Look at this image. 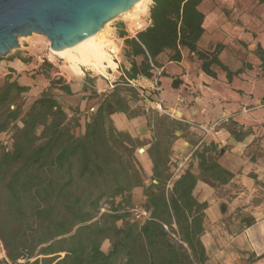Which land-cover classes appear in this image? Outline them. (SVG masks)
<instances>
[{"label": "trees", "instance_id": "16d2710c", "mask_svg": "<svg viewBox=\"0 0 264 264\" xmlns=\"http://www.w3.org/2000/svg\"><path fill=\"white\" fill-rule=\"evenodd\" d=\"M202 1L152 0L150 24L123 39L125 53L140 55V61L132 58L120 82L94 93L96 107L83 132L75 131L79 110L52 91L73 95L71 82L47 76L48 86L25 106L29 86L9 74L0 79V135L10 132L9 143L0 139V241L5 254L0 264L203 263L200 235L206 203L191 193L198 176L187 168L167 187L173 175L163 152L156 150V182L144 183L135 139L114 131L110 123V114L127 112L128 98L137 96L130 80L151 78V67L165 49L179 60V47H186L213 78L218 70L228 79L236 73L218 57L222 44L208 50L197 45L204 32ZM256 53L264 72V49L258 46ZM50 66L44 61L31 75H45ZM201 162L200 176L220 183L232 176L213 158ZM134 187L143 189L140 207L147 217L135 213ZM105 202L108 209L101 212Z\"/></svg>", "mask_w": 264, "mask_h": 264}, {"label": "crops", "instance_id": "0c3cea01", "mask_svg": "<svg viewBox=\"0 0 264 264\" xmlns=\"http://www.w3.org/2000/svg\"><path fill=\"white\" fill-rule=\"evenodd\" d=\"M199 9L204 14V32L198 47L208 50L222 44L218 57L236 73L228 79L218 70L213 78L186 47H179V60L171 59L172 51L165 49L156 57L160 74L155 76L151 70V78L138 75L130 80L137 96L128 98L127 112L110 114V123L114 131L135 139L144 183L156 182L152 176L156 150L163 152L173 175L167 187L187 168L198 176L191 193L198 202L206 203L200 235L205 253L202 264H264V72L256 53L258 46L264 49V3L203 0ZM149 24L148 15L145 25L131 34L126 33L123 22L113 28L124 34L119 36L123 41ZM127 50L124 45L123 66L115 63L119 76L132 58L141 59L140 55L128 56ZM0 62L7 69L2 75H14L26 64L22 54ZM61 97L64 101L58 99L64 104L79 111L90 102L80 96L73 104ZM214 122L218 123L214 130L204 136L200 126ZM201 158L215 159L232 172L231 178L220 183L200 176ZM137 188L142 202V187L131 192Z\"/></svg>", "mask_w": 264, "mask_h": 264}, {"label": "rangeland", "instance_id": "374dc122", "mask_svg": "<svg viewBox=\"0 0 264 264\" xmlns=\"http://www.w3.org/2000/svg\"><path fill=\"white\" fill-rule=\"evenodd\" d=\"M151 0H145L140 7L134 8L128 14H120L109 21H107L103 25V30L99 32L96 40L99 43L104 45V50L106 54L114 61V63L122 64V61L125 60L123 49L124 43L122 39L119 37L118 30L114 29L113 26L117 22H123L127 28V34H131L133 31L143 27L148 19L149 15V7L151 5ZM143 7V9H141ZM146 8V9H145ZM146 10V11H144ZM146 18V19H145ZM18 46L11 48L9 52L5 56H0V61L2 58L19 56L22 54V57L25 58L26 64L19 71L15 70L14 75H10L11 78H18L19 83L25 84L29 86V90L23 95L25 100V106H28L35 98H37L42 89L46 88L49 84V80L47 76L50 77H62L65 81L71 82L72 87L75 91L73 96H67L60 91L53 89L54 94L64 101L61 96H64L69 101L75 104L78 101L80 96L87 97L90 101L82 111L80 112V127L76 129V132H82V126L84 122L89 117L93 110L90 108L96 107L95 102L97 101L94 96L95 92L99 94L102 92H107L112 87H110L107 82L110 81L113 85L115 82H120V76L118 75V71H120L119 67L114 65L113 67H105L103 72H97L95 70L89 69L87 67H81L80 71H74L71 69L70 65L62 58L55 55L53 52H50L48 49V39L41 34L31 33L27 36H18ZM110 49H113L114 52L111 53ZM47 61L51 64L45 75H42L39 71L38 76L31 75L35 70H39L41 64ZM7 69L0 62V79L4 78L6 75H2ZM85 82H87L86 86L88 90L84 92ZM138 86V85H137ZM104 88V90L99 89ZM129 93V92H127ZM68 102V101H67ZM85 110H87L85 112ZM0 139L4 144L9 143L10 141V132L2 133L0 135ZM135 148V154H139V150ZM133 201H134V209H141L140 204V188L134 190ZM108 209L107 203L102 204L101 212ZM109 246V242L107 240L103 243V248L106 250ZM4 250L0 241V259L4 258Z\"/></svg>", "mask_w": 264, "mask_h": 264}, {"label": "water", "instance_id": "95a60500", "mask_svg": "<svg viewBox=\"0 0 264 264\" xmlns=\"http://www.w3.org/2000/svg\"><path fill=\"white\" fill-rule=\"evenodd\" d=\"M138 0H0V56L18 36L44 35L53 50L79 44Z\"/></svg>", "mask_w": 264, "mask_h": 264}, {"label": "bare ground", "instance_id": "6f19581e", "mask_svg": "<svg viewBox=\"0 0 264 264\" xmlns=\"http://www.w3.org/2000/svg\"><path fill=\"white\" fill-rule=\"evenodd\" d=\"M144 1L138 0L128 11L122 14L130 13L134 8L140 7ZM101 30H103V27L95 34L85 38L79 44L72 47L61 50H50L58 57L64 59L74 71H80L81 67H87L97 72H103L105 67H113L115 63L106 54L104 45L96 40Z\"/></svg>", "mask_w": 264, "mask_h": 264}, {"label": "built area", "instance_id": "2783aa9c", "mask_svg": "<svg viewBox=\"0 0 264 264\" xmlns=\"http://www.w3.org/2000/svg\"><path fill=\"white\" fill-rule=\"evenodd\" d=\"M48 49H49V51L51 52L50 47H49V43H48ZM110 52L113 53L114 50H113V49H110ZM151 70H152V72L155 74V76H158V75L160 74V70H159V68H158L157 66H155V65H152ZM109 86L112 87L113 85L110 84ZM93 109H94L93 107L90 108L91 111H92ZM171 113H172V112H171ZM217 124H218L217 122H214V123H212V124H210V125H201L200 128L202 129V131H203V133H204V136L209 135V134L214 130V128H215V126H216ZM135 213H137V216L140 215V216H142V217H147V215H148V213H147L145 210H143V209H141V210H135ZM173 236H174L178 241H180L175 235H173Z\"/></svg>", "mask_w": 264, "mask_h": 264}]
</instances>
